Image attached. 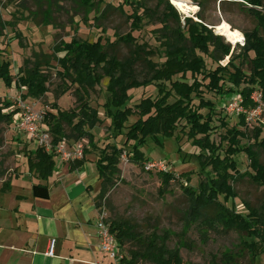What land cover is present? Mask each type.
Wrapping results in <instances>:
<instances>
[{"label": "trees", "instance_id": "16d2710c", "mask_svg": "<svg viewBox=\"0 0 264 264\" xmlns=\"http://www.w3.org/2000/svg\"><path fill=\"white\" fill-rule=\"evenodd\" d=\"M54 1L41 0L46 4ZM153 1L122 0L118 8L108 5L101 11L105 0H76L75 6L81 14L86 16L92 11L95 12V21L99 24L107 20L111 10L119 12L130 23V33L119 37L115 44L105 45L101 39L90 43L77 38L69 43L60 42L53 48L52 55L35 54L32 60L25 61L16 79L11 74V64L3 63L0 66V80L7 88L15 85L20 91L26 89L25 99L39 100L50 92V76L47 70L53 67L54 61L57 63L60 70L56 75L60 79V85L54 92V97L59 100L61 96L75 89L77 109L63 111L54 104L52 111L46 112L45 119L53 136L54 147L64 139L88 141L83 158L69 163V171L74 173L88 162L87 157L92 153L91 147L93 150L96 148L93 130L100 124L101 119L97 109L90 104V95L102 79H108L110 101L105 105L106 113L112 119L113 130L124 135L126 143L122 148L112 145L99 152L96 166L101 190L96 198L97 208L100 207L99 202L106 198L108 190L115 186L120 175L119 165L130 142L131 162L144 165L146 157L142 150L147 140L159 143V138L173 139L181 127L192 145L201 151L198 156L201 170L210 169V176L200 182L197 190L183 187L189 202V209L185 214L187 225L195 224L214 231L220 229L246 235L251 241L243 242L244 249L250 254L251 264H255L259 254L264 255V210H256L246 204L248 214L244 216L227 206V203L237 198L234 184L238 181L248 178L251 183L264 187V165L258 154V150L264 151V139L260 140L262 130L253 128L248 131V127L243 131L227 129V125L222 122L227 129L225 139L228 147L221 149L211 141L216 108L213 103L205 101L202 94L203 89L220 96L241 92L246 108L253 106L251 95L254 89H260L264 96V36L259 31L244 33L245 43L242 47L237 45L240 50L237 54L236 49L233 51L223 37L210 29L203 15L208 0H188L200 8V13L195 16L198 21L182 16L168 0H156V5L152 7ZM217 1L224 3L226 0ZM230 1L240 4L254 18L258 29L264 31V0ZM125 7L130 9L129 14L124 11ZM146 21L152 25H161L160 29L155 30L166 58L160 67L148 59L153 55L143 47L135 46L132 54L124 60H119L112 50L119 44L133 46V33L141 31ZM7 25L0 15V38ZM60 54L64 55L59 57ZM202 55L217 63L215 71L207 72L206 61ZM225 59H229L227 65L218 64ZM237 60L241 61L239 66L235 65ZM141 62L148 70V75L143 80L139 79L135 70ZM245 64L248 66L247 70L243 69ZM187 75H190L192 83L186 81ZM177 76L182 80L176 79ZM200 76L203 81L209 80V83L199 81ZM226 82L232 88H226ZM151 84L158 89L156 99H144L134 109L126 107L130 100V91ZM195 99H198V105L194 103ZM12 106L14 105L6 104V108ZM203 110L207 113H201ZM15 113L16 110L5 115L0 109V122L8 121L11 124ZM132 117L138 119L128 127ZM249 134L253 143L241 147V141L249 139ZM28 152V172L38 180L48 181L52 178L56 168L54 156L43 149ZM240 153L247 155L252 173L241 174L234 159ZM159 176L164 188L176 180L169 173L161 172ZM182 178L189 183L190 173L182 175ZM9 188V181H6L3 183L2 192L9 191ZM109 228L121 247L126 244L135 246V249L128 252L129 258L121 264H183L179 248L169 247L172 235L168 232L146 235L124 220L110 222ZM210 264H237V258L224 254L220 259L212 258Z\"/></svg>", "mask_w": 264, "mask_h": 264}, {"label": "rangeland", "instance_id": "374dc122", "mask_svg": "<svg viewBox=\"0 0 264 264\" xmlns=\"http://www.w3.org/2000/svg\"><path fill=\"white\" fill-rule=\"evenodd\" d=\"M75 1L55 0L51 4H46L41 0H0V15L2 20L8 24L0 38V66L9 62L11 74L16 79L25 61L32 60L35 54L52 55L53 48L60 42L69 43L72 39L77 38L90 43L101 39L105 45L115 44L119 37L130 33V23L119 12L111 10V15L107 20L99 24L95 21V12L92 11L86 16L81 14L75 6ZM121 4L122 0H105L101 11L103 8L105 9V6L118 8ZM155 5L156 0L151 3L152 7ZM124 11L130 13L128 7H125ZM198 13H200L199 7L198 11L190 18L198 21L195 17ZM203 15L207 19L210 29L216 35H219L218 27L223 24L229 25L233 30L243 35V42L236 45H232L219 35L232 46L233 51L237 50V54L240 52L237 45L242 47L245 43L244 33L259 31L260 35L264 36V31L258 29L254 18L248 15L240 4L230 0H226L224 3L208 0ZM160 28V24L152 25L146 21L141 31L133 33L134 45L119 44L112 48L114 54L119 60H124L132 54L135 46H140L153 55L148 59L160 67L166 61L161 40L155 33V30ZM63 55L60 54L59 57ZM202 56L206 61L207 72L215 71L217 63L207 56ZM228 62L229 59H225L218 64L225 66ZM240 63L241 61L237 60L235 65L239 66ZM52 65L53 67L47 70V74L50 76V92L39 100L25 99L26 89L20 91L15 85L12 88H7L0 80L2 114L4 110H9L6 108L7 103L16 106L18 99H22L28 105H35L36 110L45 113L52 111L54 104H57L63 111L76 110L75 89L61 96L59 100L55 99L54 92L60 85V79L56 73L60 68L55 61ZM247 68L248 66L245 64L243 69L247 70ZM135 70L141 80L148 75L147 67L143 62L138 63ZM176 79L182 80L180 76H177ZM198 79L203 81L202 76ZM186 81L192 83L190 75H187ZM203 82L208 84L209 80ZM107 87L108 79L104 78L90 95V104L97 109L101 119L100 124L93 130L96 148L93 150L91 147L92 153L89 156L94 162L97 161L100 150L112 145L122 148L126 143V137L113 130L112 119L106 113L105 105L110 101ZM225 87L232 88L229 82H226ZM129 95L130 100L126 107L134 109L144 99H156L158 89L151 84L145 88L132 90ZM202 96L205 101L213 103L216 108L211 141L221 149L228 147V141L225 139L227 129L236 128L243 131L248 127V131H252L250 129L261 128L260 140L264 139V111L254 114L247 123L244 118L246 115L237 116L225 108L231 102L228 101L229 99L235 96H241L243 99L241 92L220 96L203 89ZM173 101L171 100V102ZM194 103L198 105V99H195ZM201 113L206 114L207 111L203 110ZM137 119V117H132L127 126L134 124ZM222 122L227 125V129L222 125ZM67 132L70 133V130L67 129ZM124 132L127 133L126 130ZM250 137L251 134H249V139L241 141V147H247L253 143ZM67 142L68 151L73 152L74 139H67ZM158 142L147 140L142 150L146 157L144 165L131 162L130 144L132 143L130 142L126 146L119 165V178L116 180L115 186L108 190L106 198L99 202L97 219L102 218L108 226L112 221H128L139 232L146 235L154 232L159 234L168 232L172 235L169 247L179 248L183 264H210L212 258L220 259L224 254L236 257L237 264H251L250 254L243 245L245 241L250 242L251 238L236 231L226 232L220 229L214 231L195 224L187 225L185 214L189 209V202L183 192V187L197 190L200 182L210 176V169L202 171L199 166L198 156L201 154L199 148L192 145L186 133L181 131V127L173 139L159 138ZM86 146L88 147V142ZM34 150H36L34 146H30L17 136L8 121L0 122V177L6 175L9 169H13L17 174L22 168H25L27 165L26 155H28V151ZM258 154L264 165V151L258 150ZM234 159L241 174L252 173L250 161L245 153L236 155ZM57 162L59 163L60 160ZM161 172L173 174L176 180L164 188L159 176ZM187 173H190L189 183L182 178V175ZM234 187L238 196L236 199L230 200L227 206L244 216L248 214L246 204L256 210H264V187L251 183L248 178L238 181ZM221 201L223 202L222 198ZM132 249H135L132 244H126L123 247L122 250L127 255V259L129 258L128 252ZM257 259L255 264H264L263 254H259ZM139 264L151 263L139 262Z\"/></svg>", "mask_w": 264, "mask_h": 264}, {"label": "crops", "instance_id": "0c3cea01", "mask_svg": "<svg viewBox=\"0 0 264 264\" xmlns=\"http://www.w3.org/2000/svg\"><path fill=\"white\" fill-rule=\"evenodd\" d=\"M87 160L74 173L55 162L48 181L30 174L28 165L0 177V264H111L97 238L99 174L91 156ZM6 181L10 190L2 192ZM52 239L56 254L50 258Z\"/></svg>", "mask_w": 264, "mask_h": 264}, {"label": "built area", "instance_id": "2783aa9c", "mask_svg": "<svg viewBox=\"0 0 264 264\" xmlns=\"http://www.w3.org/2000/svg\"><path fill=\"white\" fill-rule=\"evenodd\" d=\"M32 99V98H31ZM228 101V105L225 106L227 111L236 114L237 116H244L245 120L249 121V118L256 113L264 111V96L260 89H254L251 95V101L253 106L249 108L243 107V99L241 96H235ZM16 113L12 117V128L17 136L30 146H34L35 149H43L50 155L54 156V160L57 164H69L75 160H81L88 141L81 140L74 142L73 152L68 151L67 139H64L57 147L53 145V136L50 128L46 123L45 112L36 110L35 105H28L22 99L17 100V105L9 108L8 111L3 114L8 115L15 111ZM251 127V125H250ZM35 151V150H34ZM60 160L58 163L57 161ZM97 238L100 241V249L102 253L111 261V264H121V262L127 259V255L123 252L115 236L111 233L108 225L104 223L102 218L97 221ZM56 239H52L49 242L46 256L53 258L56 254Z\"/></svg>", "mask_w": 264, "mask_h": 264}, {"label": "bare ground", "instance_id": "6f19581e", "mask_svg": "<svg viewBox=\"0 0 264 264\" xmlns=\"http://www.w3.org/2000/svg\"><path fill=\"white\" fill-rule=\"evenodd\" d=\"M173 5L184 17H191L198 11V7L192 5L187 0H173ZM217 33L223 36L227 40V42L232 43V45L243 42V35L240 32L233 30L227 24L219 26L217 29Z\"/></svg>", "mask_w": 264, "mask_h": 264}, {"label": "water", "instance_id": "95a60500", "mask_svg": "<svg viewBox=\"0 0 264 264\" xmlns=\"http://www.w3.org/2000/svg\"><path fill=\"white\" fill-rule=\"evenodd\" d=\"M171 2V4H173V0H168ZM188 1V0H187ZM189 3H191L190 1H188ZM192 5H194L193 3H191Z\"/></svg>", "mask_w": 264, "mask_h": 264}]
</instances>
